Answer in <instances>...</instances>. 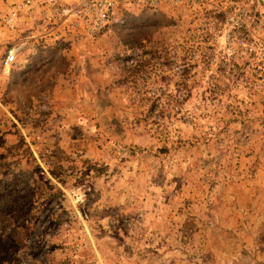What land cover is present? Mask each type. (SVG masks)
I'll list each match as a JSON object with an SVG mask.
<instances>
[{
    "label": "rangeland",
    "instance_id": "obj_1",
    "mask_svg": "<svg viewBox=\"0 0 264 264\" xmlns=\"http://www.w3.org/2000/svg\"><path fill=\"white\" fill-rule=\"evenodd\" d=\"M13 1L0 264H264V0L131 7L94 39L13 28Z\"/></svg>",
    "mask_w": 264,
    "mask_h": 264
},
{
    "label": "built area",
    "instance_id": "obj_2",
    "mask_svg": "<svg viewBox=\"0 0 264 264\" xmlns=\"http://www.w3.org/2000/svg\"><path fill=\"white\" fill-rule=\"evenodd\" d=\"M209 0H14L11 11L5 21L13 28L23 16H41L45 26L43 32L55 34L59 38L70 35L94 39L104 32L112 21L119 20V12L131 7L157 8L168 5L187 9L196 13ZM27 45H12L1 58L4 71H9L17 60L19 48Z\"/></svg>",
    "mask_w": 264,
    "mask_h": 264
},
{
    "label": "crops",
    "instance_id": "obj_3",
    "mask_svg": "<svg viewBox=\"0 0 264 264\" xmlns=\"http://www.w3.org/2000/svg\"><path fill=\"white\" fill-rule=\"evenodd\" d=\"M73 62H76V61H73ZM74 64H75V63H74ZM78 65H79V62H78ZM78 65H77V66H78Z\"/></svg>",
    "mask_w": 264,
    "mask_h": 264
}]
</instances>
